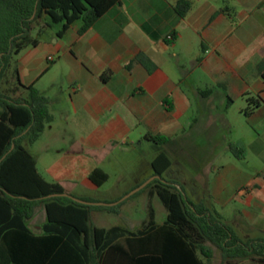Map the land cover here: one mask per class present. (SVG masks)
<instances>
[{
  "label": "crops",
  "instance_id": "1",
  "mask_svg": "<svg viewBox=\"0 0 264 264\" xmlns=\"http://www.w3.org/2000/svg\"><path fill=\"white\" fill-rule=\"evenodd\" d=\"M177 1L122 0L84 35L75 23L60 38L57 28L42 31L41 22L31 34L38 45L11 60L0 90L26 97L15 91L20 81L48 98L53 121L38 141L23 146L42 177L65 193L114 202L129 191L116 188L111 201L96 194L110 182V168L128 170L132 158L141 162L133 190L154 176L159 155L172 163L164 175L172 156L182 155L200 162L198 202L192 201L218 213L242 240L264 238V79L258 70L264 0H189L185 18L174 8ZM48 32L50 41L40 38ZM140 54L155 65L151 72L137 62L128 68ZM248 98L258 99L259 107L247 117ZM152 136L167 142L157 144ZM232 144L242 146L244 159L233 155ZM250 160L262 165L252 168ZM95 169L109 177L102 186L90 180ZM119 214L94 210L91 222ZM46 221L42 204L29 228L40 235ZM143 224L113 226L137 231ZM93 226L113 227L102 220Z\"/></svg>",
  "mask_w": 264,
  "mask_h": 264
},
{
  "label": "trees",
  "instance_id": "2",
  "mask_svg": "<svg viewBox=\"0 0 264 264\" xmlns=\"http://www.w3.org/2000/svg\"><path fill=\"white\" fill-rule=\"evenodd\" d=\"M121 1L0 0V82L15 56L38 45L31 34L41 22L42 31L57 28L60 38L80 22L78 33L84 35ZM174 8L185 18L192 2L179 0ZM171 38H175V33ZM136 62L150 72L155 67L140 54L128 68ZM258 70L264 79V61ZM17 90L25 91L27 96L15 97L0 90V264H210L214 258L212 246L219 249L222 264L245 259L264 264V238L242 240L218 213L203 203L193 202L182 186L164 179L172 164L165 154L152 162L154 176L160 178L138 192L149 190L151 196L159 197L167 211L162 225L156 223L155 211L150 207L148 220L137 231L123 226L99 228L92 225L91 212L118 213L123 202L94 206L70 197H50L65 193L63 187L42 177L35 159L23 146L25 141H38L53 121L49 100L34 84L24 86L19 81ZM258 107V99L248 98L243 113L248 117ZM150 139L157 144L167 142L162 136ZM231 151L237 159H244L242 147L232 144ZM108 178L101 169L90 174L97 186ZM80 200L97 202L90 198ZM42 204L47 221L42 234L37 235L29 228V222Z\"/></svg>",
  "mask_w": 264,
  "mask_h": 264
},
{
  "label": "rangeland",
  "instance_id": "3",
  "mask_svg": "<svg viewBox=\"0 0 264 264\" xmlns=\"http://www.w3.org/2000/svg\"><path fill=\"white\" fill-rule=\"evenodd\" d=\"M79 25H80V22H77L76 26H79ZM50 37H51V33L48 32L40 38L45 39L46 41H50ZM54 39L56 38L54 37ZM11 78L12 76L8 75L7 79L11 80ZM239 106L240 105L238 103V105L236 106L234 110L236 111ZM221 133L228 140L236 139L237 137V135L235 137V134L232 137L229 133H226L224 130H222ZM24 145L28 146V142L25 141ZM159 149L160 151L167 150V148H164L162 145H159ZM146 153L149 154L150 152L147 151ZM130 162H131L130 163L131 168L128 170H121V169L114 168V167L110 168L109 173L111 175V180L98 193H96L98 197H101L102 199H109V201H111L110 198L108 197H110L111 194L115 193L116 188H119L120 190L125 189L126 191H129L128 194H126V196L130 195L131 192H133L136 189L134 188L133 190H131V187L132 185H136L135 183L138 180L137 174L140 172V170H142V166H141V162L136 161L135 158H132ZM172 162H173L172 168L169 170L167 174L164 175L165 180H170V181L173 180V181L178 182L177 184H179L180 186L184 188L186 195L191 200L198 202L197 196L199 195V185L197 182V175L201 172V169L199 168V165H198L200 164V162H193V161L191 162L188 160H184L182 158V155L172 156ZM261 165L262 163L258 160L256 161L252 160L250 163V166L252 168H258ZM135 194L125 199L124 201H122L123 203L120 207L119 215H99L98 217L92 220L93 225H97L99 223V220L104 221L106 226L140 225V223L148 220L150 207H152L155 211L157 223H163L165 221L167 217V211L164 208L162 202L160 201L157 195L151 196L149 190L138 193L136 195ZM126 196H123L122 198H120L119 200H115L114 202H101V203H116L124 199ZM115 199H118V198H115ZM212 247L214 249V258L210 264H222V258H221L219 249H217L215 246H212ZM238 263L240 264H261L251 259H246V261L241 260V261L236 262V264Z\"/></svg>",
  "mask_w": 264,
  "mask_h": 264
},
{
  "label": "water",
  "instance_id": "4",
  "mask_svg": "<svg viewBox=\"0 0 264 264\" xmlns=\"http://www.w3.org/2000/svg\"><path fill=\"white\" fill-rule=\"evenodd\" d=\"M160 177L159 176H153L152 178H150L148 181H146L144 184H142L140 187L136 188L133 192H131L130 195L126 196L124 199L120 200L119 202H116V203H101V202H86V201H83V200H80L78 198H74L72 196H70L69 194L67 193H63V194H54L50 197H70L72 198L75 202H79V203H82V204H86V205H94V206H116L118 205L120 202L124 201L127 197L131 196V195H134L135 193L139 192L140 190H142L143 188H145L149 183H151L153 180L155 179H159Z\"/></svg>",
  "mask_w": 264,
  "mask_h": 264
},
{
  "label": "built area",
  "instance_id": "5",
  "mask_svg": "<svg viewBox=\"0 0 264 264\" xmlns=\"http://www.w3.org/2000/svg\"><path fill=\"white\" fill-rule=\"evenodd\" d=\"M169 39H170V40L172 39L171 36L169 37ZM53 60H54L53 57H49V58H48V62H53Z\"/></svg>",
  "mask_w": 264,
  "mask_h": 264
}]
</instances>
